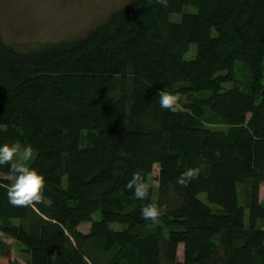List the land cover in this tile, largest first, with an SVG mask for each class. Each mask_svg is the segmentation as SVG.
<instances>
[{
    "label": "trees",
    "instance_id": "trees-1",
    "mask_svg": "<svg viewBox=\"0 0 264 264\" xmlns=\"http://www.w3.org/2000/svg\"><path fill=\"white\" fill-rule=\"evenodd\" d=\"M166 3L128 0L80 36L26 50L0 39V146L31 145L46 181L35 207L0 188V234L27 264H264V0ZM161 91L181 110L162 109ZM206 112L228 129L204 126ZM154 165L167 211L149 228L151 201L126 184ZM0 264H19L1 237Z\"/></svg>",
    "mask_w": 264,
    "mask_h": 264
},
{
    "label": "rangeland",
    "instance_id": "rangeland-1",
    "mask_svg": "<svg viewBox=\"0 0 264 264\" xmlns=\"http://www.w3.org/2000/svg\"><path fill=\"white\" fill-rule=\"evenodd\" d=\"M128 0H0V39L16 49L26 50L34 48L47 41L69 39L84 34L88 29L99 23L112 10L122 6ZM194 11L193 7H184L183 12ZM172 20H179V15H173ZM196 45L191 44L189 51L184 55L190 59L195 55ZM264 84V70L261 78ZM226 87L230 83L225 84ZM204 126L210 129L227 130L226 124L218 123L206 112L203 117ZM92 132H82L83 145L89 144ZM21 145V144H20ZM23 148V146L21 145ZM35 156V153H34ZM34 158V157H33ZM158 167L154 165L152 173L148 176V183L154 194L158 189ZM65 181V178H64ZM199 197L205 201V194ZM259 200L264 204V184L259 188ZM243 204V198H240ZM213 206V205H212ZM248 210L246 209V215ZM99 217L98 213L93 219ZM89 223H83L79 229L86 232ZM248 226L247 216L245 227ZM264 227V222L258 223ZM112 228L121 229L119 224H112ZM0 237L10 245L11 257L19 264H27L21 246L13 239L0 234ZM177 257L182 259V245L177 251Z\"/></svg>",
    "mask_w": 264,
    "mask_h": 264
},
{
    "label": "clouds",
    "instance_id": "clouds-1",
    "mask_svg": "<svg viewBox=\"0 0 264 264\" xmlns=\"http://www.w3.org/2000/svg\"><path fill=\"white\" fill-rule=\"evenodd\" d=\"M167 7L166 0H158ZM182 96L171 94L166 91L159 93V104L162 109L176 113L181 110ZM34 157V149L31 145L21 147L20 144H4L0 146V166L8 165L9 170L6 176L8 183H0V188L7 191L8 201L13 207H35L36 204L44 202L46 181L43 175L35 168L28 166ZM201 168H189L177 179V184L187 188L190 183L198 179ZM126 188L133 193L134 198L139 200H150L141 211L142 218L148 221L151 228L159 223L160 218L167 211V205H161L151 195V185L146 182L141 171L133 173L132 178L127 182Z\"/></svg>",
    "mask_w": 264,
    "mask_h": 264
}]
</instances>
